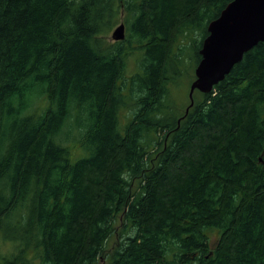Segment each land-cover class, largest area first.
I'll return each mask as SVG.
<instances>
[{
    "label": "trees",
    "instance_id": "1",
    "mask_svg": "<svg viewBox=\"0 0 264 264\" xmlns=\"http://www.w3.org/2000/svg\"><path fill=\"white\" fill-rule=\"evenodd\" d=\"M230 1L0 0V264H264V42L170 101Z\"/></svg>",
    "mask_w": 264,
    "mask_h": 264
},
{
    "label": "water",
    "instance_id": "2",
    "mask_svg": "<svg viewBox=\"0 0 264 264\" xmlns=\"http://www.w3.org/2000/svg\"><path fill=\"white\" fill-rule=\"evenodd\" d=\"M209 35L200 49L199 61L189 90L190 104L194 93H209L224 80L245 53L264 42V0H232L220 15L208 25ZM114 40L126 38V24L122 21L113 31Z\"/></svg>",
    "mask_w": 264,
    "mask_h": 264
},
{
    "label": "rangeland",
    "instance_id": "3",
    "mask_svg": "<svg viewBox=\"0 0 264 264\" xmlns=\"http://www.w3.org/2000/svg\"><path fill=\"white\" fill-rule=\"evenodd\" d=\"M123 15H121V20L113 26L111 30H109L107 34V39L110 42L114 41L113 31L115 27L123 21ZM200 28L195 31L188 32L186 37L181 38L173 48V56L177 58V68L179 71L176 81V84L171 87L170 101L176 105V109L173 111L176 115L182 112L183 109L187 108L188 103V92L191 86V83L195 79V70L198 65V43L203 41L199 35ZM127 35V31H126ZM140 55L138 53H133L128 57L127 63V73L128 75H132L138 70V61ZM132 106L124 108L121 112L119 119L121 124L127 122L132 116ZM131 115V116H130ZM79 152V150H78ZM0 248L1 251L6 253H10L14 251L13 245L11 242H8L6 239L0 238Z\"/></svg>",
    "mask_w": 264,
    "mask_h": 264
},
{
    "label": "flooded vegetation",
    "instance_id": "4",
    "mask_svg": "<svg viewBox=\"0 0 264 264\" xmlns=\"http://www.w3.org/2000/svg\"><path fill=\"white\" fill-rule=\"evenodd\" d=\"M188 107V106H187ZM185 111H186V109H185Z\"/></svg>",
    "mask_w": 264,
    "mask_h": 264
}]
</instances>
